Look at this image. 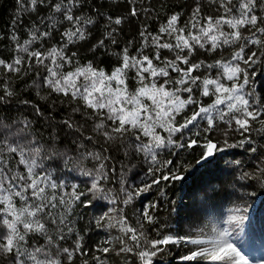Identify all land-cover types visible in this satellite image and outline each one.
I'll use <instances>...</instances> for the list:
<instances>
[{"label": "snow or ice", "instance_id": "obj_1", "mask_svg": "<svg viewBox=\"0 0 264 264\" xmlns=\"http://www.w3.org/2000/svg\"><path fill=\"white\" fill-rule=\"evenodd\" d=\"M111 3L15 0L0 37V264H156L173 245L182 264H264L234 238L247 207L183 235L161 215L187 157L200 177L264 188V0H178L162 16ZM204 183L201 206L223 193Z\"/></svg>", "mask_w": 264, "mask_h": 264}, {"label": "trees", "instance_id": "obj_2", "mask_svg": "<svg viewBox=\"0 0 264 264\" xmlns=\"http://www.w3.org/2000/svg\"><path fill=\"white\" fill-rule=\"evenodd\" d=\"M123 3V0H120ZM149 0H135L136 4H147ZM150 2L155 5V10H159L161 16L166 10H170L173 7L174 3H177L178 0H150ZM165 7L162 8L161 5ZM93 6H99L101 11H109L112 7L111 0H94ZM16 15V5L15 0H0V37H4L6 33L10 31L12 17ZM143 19V16L140 17ZM29 17H24V23L27 25ZM150 28L155 30L156 23L155 21H149ZM135 27V26H131ZM129 25H125L124 32L122 35L127 36L129 32ZM8 44L7 39H0V49L6 48ZM6 55V53H4ZM99 62L106 69L113 62L114 58L108 57L106 55L101 56L100 53H97ZM17 91L20 92L21 82H16ZM43 94V93H42ZM21 99H31L33 102H36V97L33 92H23L20 95ZM42 110H47V105L43 102H40ZM17 105H13L12 114L19 115L16 112ZM27 113H31V109L28 108ZM65 109L60 107L56 110L54 115L57 119L63 117ZM78 119V117H77ZM37 127H40L39 122H37ZM240 151V150H235ZM187 163L192 164V168L184 174V178L180 181L171 182L168 188L169 195V206L168 213H161L162 216L167 215V225L168 229L174 233L183 235L184 233L195 229L198 227H203L204 223L207 221L209 216L217 217L221 213L233 205H242L247 207V219L243 222V225L239 228H235V240L238 246H242L247 249L252 247L254 249H264V188L259 187V185L252 183L247 187H240L241 183L237 182L235 190L230 183L232 181V174L229 172L224 173H215L211 177H200L198 174L193 173V169L197 166L191 157L186 158ZM223 167V163L221 162ZM202 171V170H201ZM143 173L140 174L142 177ZM140 177H137L139 179ZM210 180L211 185L215 189H219L223 185V193L218 195H213L211 192H208L209 199L205 202L203 206L199 203V195L202 190L207 191L206 184L204 181ZM197 194V201L193 205V209H181V205H191L193 202V194ZM241 197L243 199L241 200ZM152 199V195L144 194L141 198L138 199L137 207L140 203H146L148 200ZM175 201V205L171 202ZM175 206L177 211L172 212V207ZM222 218V216H220ZM210 227V226H209ZM242 227H245L244 235L241 240L238 241L240 237V232ZM103 233L99 232V235L96 236L99 239ZM185 254V248L183 245H173L169 248L168 252L162 258H157L156 264H182L179 260V256ZM255 264V262H253Z\"/></svg>", "mask_w": 264, "mask_h": 264}, {"label": "clouds", "instance_id": "obj_3", "mask_svg": "<svg viewBox=\"0 0 264 264\" xmlns=\"http://www.w3.org/2000/svg\"><path fill=\"white\" fill-rule=\"evenodd\" d=\"M244 231H245V227H242L238 241L241 240L242 236L244 235Z\"/></svg>", "mask_w": 264, "mask_h": 264}]
</instances>
